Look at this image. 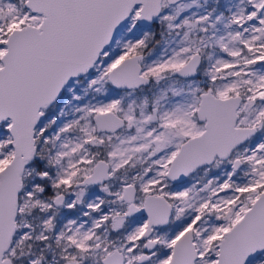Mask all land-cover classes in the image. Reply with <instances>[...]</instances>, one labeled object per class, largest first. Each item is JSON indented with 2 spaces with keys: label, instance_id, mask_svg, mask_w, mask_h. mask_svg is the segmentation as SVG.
<instances>
[{
  "label": "snow or ice",
  "instance_id": "obj_1",
  "mask_svg": "<svg viewBox=\"0 0 264 264\" xmlns=\"http://www.w3.org/2000/svg\"><path fill=\"white\" fill-rule=\"evenodd\" d=\"M0 264H264V0H0Z\"/></svg>",
  "mask_w": 264,
  "mask_h": 264
}]
</instances>
